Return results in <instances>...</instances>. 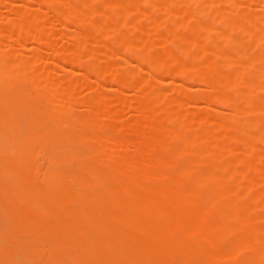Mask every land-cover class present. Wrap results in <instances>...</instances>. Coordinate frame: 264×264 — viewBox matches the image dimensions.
Here are the masks:
<instances>
[{
	"label": "bare ground",
	"instance_id": "bare-ground-1",
	"mask_svg": "<svg viewBox=\"0 0 264 264\" xmlns=\"http://www.w3.org/2000/svg\"><path fill=\"white\" fill-rule=\"evenodd\" d=\"M15 1L4 5L11 19L0 15V134L16 120L0 143V163L11 167L0 179L26 169L32 193L19 203L11 179L0 183V202L17 203L11 214L23 218L9 226H25L21 236L11 227L2 238L14 239L9 245L22 238L26 250L5 242L0 261L17 263L24 253L27 264H264V0H35L46 9L40 13L33 0ZM58 28L69 31L68 43L56 39ZM21 39L40 48L27 49V67L19 57L12 69V44ZM43 54L49 65L39 64ZM34 68H47L42 79L35 72L38 85ZM57 70L65 76L54 77ZM149 80L174 95L147 94ZM77 81L76 91L57 90ZM104 84L134 92L128 121L127 97L106 94ZM32 91L39 99L22 102V111L20 98ZM186 104L197 111L163 117ZM26 116L36 155L22 169L15 149ZM102 129L111 130L108 139ZM103 142L132 144L133 155L160 168L88 146ZM140 174L173 184H142Z\"/></svg>",
	"mask_w": 264,
	"mask_h": 264
},
{
	"label": "rangeland",
	"instance_id": "rangeland-1",
	"mask_svg": "<svg viewBox=\"0 0 264 264\" xmlns=\"http://www.w3.org/2000/svg\"><path fill=\"white\" fill-rule=\"evenodd\" d=\"M7 1H9V0H7ZM11 1H13V3L11 2ZM11 1H9V2H7L6 4H3V1L0 3L1 5H0V15L1 16H3V17H5V15L7 14V13H10L11 12V9L12 8H9L8 9V5H13V7L15 6L14 5V0H11ZM20 0H18V2L17 1H15V4L16 5H18L17 3H19V4H21V1L19 2ZM25 1V0H24ZM6 1H4V3H5ZM34 2V3H33ZM33 2H32V4L30 5V9L32 8V11L35 9V8H38V9H36L35 11H39V10H41L42 12L43 11H46V9L43 7V6H39V5H36V4H38V3H35L36 1L35 0H33ZM22 3H23V1H22ZM2 5H3V8H1L2 7ZM4 5H7L8 7H5ZM39 6V7H38ZM12 7V6H11ZM34 8V9H33ZM2 10L4 11V12H2ZM7 11V12H6ZM2 13H4L3 15H2ZM12 13V12H11ZM39 13H40V11H39ZM7 16V18L9 17H13L14 16V14H13V16L11 15H6ZM11 19V18H10ZM47 21V20H46ZM4 22V21H3ZM2 22V23H3ZM5 23V22H4ZM1 24V26L2 27H5V26H7L6 24ZM47 23H49V22H47ZM34 25H36V24H34ZM32 28H34V27H32ZM59 29V28H58ZM34 30V29H33ZM31 31H32V29H31ZM67 33H69V31H67V30H61V29H59L58 30V32H57V34H56V39L59 41V42H66V43H68V38H66V34ZM12 38V36H9L6 40H8L9 41V39H11ZM14 38V37H13ZM22 39H24V40H26L25 38H22ZM21 39V40H22ZM3 40V39H2ZM19 41V40H18ZM17 41V42H18ZM6 42V41H5ZM17 42H15L17 45H13L12 44V46H13V48H12V50L15 52V53H13L12 52V50L11 51H9V52H12L14 55L12 56V54L11 53H9V57H13V60H12V63H13V61H14V63L17 61V64H18V61H19V57H22V58H20V59H24V60H26V63H25V67H27V61L33 56V52H30V54H28V50L27 49H29L30 51L32 50V51H34V50H36L35 48H37V45L34 43H27V42H24L23 40L22 41H20L19 42V44L17 43ZM29 42V41H28ZM4 44V43H3ZM40 44V43H39ZM6 45V44H5ZM41 45V44H40ZM40 45H38V46H40ZM7 47H6V49L8 48V45H6ZM33 47H35V48H33ZM31 48V49H30ZM38 48H40V47H38ZM37 48V49H38ZM3 49H4V46H3ZM27 51H26V50ZM41 50H43V49H41ZM9 57H6L5 58V61H6V59H8V60H10L11 58H9ZM18 58V59H17ZM51 58V57H50ZM31 59H33V58H31ZM40 60H41V62L39 63V64H47V65H49L47 62H50V60L51 59H49L48 60V58L43 54L42 56H41V58H40ZM116 60V59H115ZM132 60V59H131ZM45 62V63H44ZM11 63V64H12ZM14 63H13V65H14ZM32 63V62H31ZM33 63H35V62H33ZM37 63V62H36ZM10 64V63H9ZM16 64V63H15ZM8 65V64H7ZM29 65V64H28ZM17 66V65H16ZM30 66V65H29ZM41 66V65H40ZM40 66H38V67H40ZM46 66V65H45ZM10 67H13L12 69H15L16 67H15V65L14 66H10ZM15 67V68H14ZM25 67L22 69L21 68V72L25 69ZM35 67V66H34ZM37 67V68H38ZM41 67H43V66H41ZM28 69H29V67H28ZM36 68H34L33 69V72H34V75H33V77H34V79H35V82L37 83H35L34 85H38V82H37V79H39V78H43L45 75H46V73L45 72H47L46 71V69L44 70V72L42 73L41 71H39V73H37L38 72V70L39 69H37V70H35ZM30 70H31V68H30ZM29 71V70H28ZM32 71V70H31ZM38 74V76H37V74ZM41 72V73H40ZM62 71H55L54 73H53V75H54V77H56V78H60V77H62V74H63V72L61 73ZM229 72H231V71H229ZM42 74V76L40 77V75ZM45 74V75H44ZM66 74V73H65ZM19 76H21V74H20V72H19ZM36 76L37 77H39V78H37L36 79ZM63 76H65L64 74H63ZM67 76V75H66ZM33 79V80H34ZM41 79H39V80H41ZM94 79V78H93ZM99 79H95V80H93V81H91V84H94V83H99ZM81 85V83H80V81H77V82H74V83H70V84H68V85H66V86H63V87H61V88H59V89H57V90H67V89H73L74 91H76L78 88H79V86ZM26 84L24 85V86H22L24 89H26L27 91L29 90V87H28V85L26 86ZM28 87V88H27ZM103 87H104V89H103V91L106 93V94H110V95H120V96H124V97H127V101H124V108H125V110L126 109H128V108H131L132 107V99H133V96H134V92H127L126 91V89L124 90V89H122V88H118V87H113V86H110V85H108V84H104L103 85ZM195 88V89H194ZM2 89H3V87H2ZM192 89H194V90H196L195 91V93H202L203 91H202V89H200L199 87H193ZM146 92H147V94H159V95H163L164 96V100H167L170 96H173L174 95V92L172 91V90H170V89H168V87L166 86V85H163V86H158V85H156V84H153L152 83V81L151 80H149V85L146 87ZM25 93H26V91H25ZM15 96H16V94H14ZM22 95V94H21ZM23 95H24V97H23ZM22 96H21V106H20V108L22 107V105H24V103H22V102H24L25 101V103L29 100V102L30 103H32V104H35L34 102H37L38 100L37 99H39V96H37V94H34L33 93V91H32V94H30V92H29V97H28V95L26 94H23ZM39 95V94H38ZM31 96V97H30ZM16 97H18L19 98V96H16ZM33 97H35V98H33ZM23 98V99H22ZM1 99V98H0ZM31 99V100H30ZM34 99V100H33ZM17 100V99H16ZM2 101L3 102H5V100H3L2 99ZM26 104H28V103H26ZM0 105H2V106H4L5 105V103H4V105L3 104H1V102H0ZM29 108H30V104H29ZM22 109V108H21ZM211 109H212V107H210L208 110H209V112L211 111ZM20 110V109H19ZM81 110H83V109H81ZM22 111H23V109H22ZM22 111H21V113H22ZM84 111H86L85 110V108H84V110L83 111H80V114H83L82 116H86V114H88V112H84ZM129 109L128 110H126V113L124 112V114H123V116L121 117V119L123 120V121H128V119H129V116H130V112L131 111H129ZM197 111V107H192L191 105H189V104H186V105H183V106H180V107H178V108H176V109H173V110H171V111H168V112H166L165 114H164V118L165 119H171V118H174V117H176V116H179V115H186V114H189V113H194V112H196ZM16 112H18L17 110H16ZM33 112V111H32ZM82 112V113H81ZM128 112V113H127ZM29 113H31L30 111H29ZM14 114V113H13ZM178 114V115H177ZM2 114H0V116H1ZM28 115V114H27ZM14 116V115H13ZM18 116H20V115H18ZM132 116V115H131ZM3 117V116H2ZM1 117V118H2ZM12 117V116H11ZM27 117L28 116H26V118L24 117V119H26V120H24L22 123L21 122H19V121H17V122H19L18 123V127H20V129L19 128H17L16 127V129H19V133H21L17 138H19L18 140H20L21 142H19V144L20 145H18L19 147H17V146H15V147H17V149H15V156L17 155V161H15V162H17V167L18 166H20L22 169H24V168H26L28 165H29V162H31V161H33V157L36 155V154H33V152L34 151H31V147H29V145L27 144V137H28V135L27 134H29V133H27L26 132V128L24 127V126H26L27 127V124L29 123V122H32L33 121V119L32 120H30V119H27ZM0 118V120H2ZM33 118V117H32ZM12 119V118H11ZM17 119V118H16ZM21 119V118H20ZM13 120V119H12ZM12 120L11 121H8L10 124H12L13 125V123H16V120H15V117H14V120H13V122H12ZM23 120V119H22ZM15 121V122H14ZM0 123H2V121L0 122ZM6 124H8L7 122L5 123V124H3V126L4 125H6ZM10 124H8V128L6 127V129H5V127H2L3 128V130L5 131V133L4 134H8V133H6V130L7 129H10L9 127H10ZM22 124H24V125H22ZM32 124V123H31ZM12 125H11V128H12ZM29 125V124H28ZM33 125V124H32ZM34 126V125H33ZM14 127V126H13ZM25 130H24V129ZM29 128V127H28ZM36 128V127H35ZM15 129V128H14ZM23 130V131H22ZM40 130V129H39ZM98 130V129H97ZM11 131H14V130H11ZM31 131H34L33 129H31ZM8 132V131H7ZM22 132H24V133H22ZM100 132H103L101 135H102V137H105L106 139H108L109 138V135L111 134V130H108V129H102ZM152 129H150V128H148V129H146V131L144 132V134H142L141 135V137L139 138L141 141H143V142H147L149 139H150V135L152 134ZM2 130H1V134H0V143L2 144V142H4L5 140L4 139H6V137L4 136V134L2 135ZM19 133H17V134H19ZM96 133H99V132H97L96 130H93V134H96ZM10 134V133H9ZM22 134H23V137H24V135H25V137H24V139H22ZM15 135H16V133H15ZM30 135V134H29ZM31 136V135H30ZM5 137V138H4ZM16 137V136H15ZM34 137L35 138H38L36 135H34ZM29 138V137H28ZM32 138V137H31ZM14 139V138H13ZM22 139V140H21ZM32 139H34V138H32ZM4 140V141H3ZM35 140V139H34ZM14 141V140H13ZM12 141V142H13ZM23 141V142H22ZM37 141V140H36ZM11 142V143H12ZM24 142H26V143H24ZM34 142V141H33ZM11 143H9V146H10V144ZM15 145H17V143H15V142H13ZM32 143V142H31ZM25 146H23V145ZM30 144V143H29ZM134 144V143H133ZM8 146V147H9ZM88 146H89V148L91 149V150H95V151H103V152H109V151H121V152H123L124 153V155L126 156L125 158L126 159H128L129 157H131V158H134L135 160H137V161H139V164H141V168H143V167H145V166H148V167H156V168H160L157 164H156V162H155V159L153 158V157H147V156H145V155H143V154H137V155H133V149H134V147L132 148V144H128L127 142H117V143H113V144H111V143H108V142H103V143H101V144H99V145H95V146H93V145H90V144H88ZM134 146H135V144H134ZM13 147V146H12ZM27 147V148H26ZM33 147H35V145H33ZM35 149V148H34ZM7 150V149H6ZM6 150H4L5 152H6ZM14 151V148L13 149H10L9 150V152L8 153H12V151ZM17 150V151H16ZM22 151V152H21ZM27 151H29V153L27 152ZM1 152V151H0ZM36 153V152H35ZM163 153V151L161 150V149H157V150H155L154 151V155H158V154H162ZM5 154V153H4ZM12 155V154H11ZM14 156V155H13ZM21 156V157H20ZM23 156V157H22ZM25 156V157H24ZM37 157V156H36ZM20 158V159H19ZM11 159H13V158H11ZM28 159L30 160V161H28ZM35 159V158H34ZM37 159V158H36ZM2 160V159H1ZM0 160V161H1ZM6 160V159H5ZM5 160H4V162H5ZM21 161V162H20ZM24 161V162H23ZM3 162V161H2ZM1 162V163H2ZM12 162V161H11ZM19 162V163H18ZM23 162V163H22ZM26 162V163H25ZM0 163V173H2V171L4 170V168H5V165H6V163L3 165V163L1 164ZM33 163V162H32ZM15 164V163H14ZM23 164H24V166H23ZM3 165V166H2ZM16 165V164H15ZM6 166H8V165H6ZM11 166V165H10ZM26 166V167H25ZM9 167V166H8ZM29 167V166H28ZM9 168H11V167H9ZM21 168H20V170H21ZM14 169V168H13ZM12 169V170H13ZM6 170V169H5ZM18 170H19V168H18ZM11 171V170H10ZM15 171V170H14ZM14 171H13V173L12 174H14ZM4 172V171H3ZM6 172V171H5ZM20 172V171H19ZM22 172V171H21ZM23 172H25V173H22L23 175L21 176L20 174H18L17 173V171H16V173L17 174H14L13 176V179H11V178H8L9 176H7V177H5L4 179H0V183L2 182V181H5V180H7L6 178H8V179H11L10 181H11V185L9 186V182H7V184H8V186L9 187H11L10 189H11V191L10 192H12L13 194H14V196L16 195L17 196V200H18V202L20 203V201H21V199H23V197L24 196H26V194L28 195V192H30V193H32V190H30V191H28L29 190V187H27L28 185H27V183L25 184L24 182H26L25 181V179H26V177H27V170L25 169V171H23ZM1 175H6V174H0V177H1ZM9 175H10V172H9ZM26 175V176H25ZM263 175V173H262V171H259V172H254L253 173V179H257V180H259V179H261L262 176ZM10 177H12V176H10ZM23 177V178H22ZM30 177V176H29ZM1 178H3V176L1 177ZM21 178V179H20ZM25 178V179H24ZM18 179V180H17ZM28 179V178H27ZM16 180V181H15ZM22 180V181H21ZM137 180L140 182V183H142V184H146V185H151V186H171L172 184H173V181L171 180V181H167V182H160V181H158V180H156V179H153V178H151V177H142L141 176V174L140 175H138V178H137ZM15 184H19V185H15ZM28 184H29V182H28ZM24 185V186H23ZM27 185V186H26ZM2 186H4L5 187V185H3L2 184ZM1 186V187H2ZM14 186V187H13ZM186 186H188V185H186ZM7 187V186H6ZM20 187V188H19ZM8 188V187H7ZM14 188V189H13ZM17 188V189H16ZM22 188V189H21ZM21 189V190H20ZM7 190H9V189H7ZM18 190V191H17ZM6 191V190H5ZM4 191V192H5ZM22 191V192H21ZM1 193V192H0ZM3 193V192H2ZM1 193V194H2ZM6 193V192H5ZM8 193V192H7ZM171 192L169 191V194H170ZM13 194H11V193H9L8 194V197L7 198H11V195H12V199H13ZM21 194L23 195L22 197H21ZM5 195V194H4ZM4 195H2V196H4ZM6 196V195H5ZM15 196V197H16ZM19 196V197H18ZM21 197V198H20ZM26 197H28V196H26ZM25 197V198H26ZM1 198V197H0ZM19 198V199H18ZM4 199V198H3ZM27 199V198H26ZM0 200H2V198L0 199ZM9 200V199H8ZM20 200V201H19ZM26 201V200H25ZM24 201V202H25ZM28 201V200H27ZM16 202V201H15ZM0 203H2V202H0ZM5 202L3 201V203L2 204H0V206L2 205L3 207L2 208H4V209H6V210H4V209H2L1 210V213H0V215H6L7 217H0L2 220H1V222H0V225H2L1 226V228H0V248L1 247H3L4 245L5 246H7L6 244L8 243V241L10 242V243H12V241H14V239H10V240H5V239H3L6 235V233L8 232H10L11 233V231H9L10 229H12V228H14V227H16L15 225L17 224L16 222H17V220H18V218H17V215H16V218L17 219H15L16 220V222H15V220H14V218H13V214H16V211H15V213L13 212V209L14 208H16V207H18V205H17V203L15 204L14 203V205H16V207L15 206H11L10 204L11 203H9V202H7L6 203V205L5 206H7V204L9 203V207H5L3 204H4ZM22 203V202H21ZM27 203V202H26ZM22 205H26V204H24V203H22ZM14 207V208H13ZM22 207V206H21ZM20 207V208H21ZM1 208V207H0ZM13 208V209H12ZM23 208V207H22ZM19 209V208H18ZM17 209V211H19ZM25 209V208H24ZM23 209V210H24ZM4 210V212H2ZM25 211V210H24ZM21 212V211H20ZM23 212V211H22ZM4 213H6V214H4ZM11 213H13V214H11ZM18 213V212H17ZM2 215V216H3ZM10 215V216H9ZM21 215V214H20ZM19 214H18V216H20ZM20 217H24V216H20ZM26 217V216H25ZM25 217H24V219H25ZM7 218V219H6ZM6 219V220H5ZM8 219H10V220H8ZM12 219V220H11ZM19 219H21V220H23V218H19ZM8 220V221H7ZM21 220L19 221V222H21ZM26 220V219H25ZM18 222V223H19ZM25 222V221H24ZM13 223H15V224H13ZM21 224V223H20ZM9 225H14V227L13 226H9ZM23 225V228H25V226H24V223L22 224ZM7 226H9L10 228H8ZM12 227V228H11ZM17 227H18V230H16L15 228H14V230H13V232H15V230L17 231V233L19 234V233H21L24 229L22 228V226H20L22 229H21V231L19 230L20 229V227L17 225ZM6 231V233H5V231ZM19 231V232H18ZM5 233V234H4ZM10 233H9V235H10ZM24 233V232H23ZM18 234H17V236H18ZM5 235V236H4ZM8 235V236H9ZM12 235H14V233H12ZM11 235V236H12ZM20 235V234H19ZM26 235V234H25ZM24 235V236H25ZM4 236V237H3ZM8 236H6V237H8ZM21 236V235H20ZM3 237V238H2ZM5 237V238H6ZM10 237V236H9ZM13 237V236H12ZM13 238H15L16 239V245H13V244H10L12 247H17V250L19 251V250H21L22 251V249H19V247H18V245H19V241L21 240H23L22 238L20 239V238H16V236L15 237H13ZM6 239H8V238H6ZM28 239V238H27ZM26 239V240H27ZM18 240V241H17ZM28 241V240H27ZM5 242H7L6 244H5ZM17 242H19L18 243V245H17ZM26 242V241H25ZM14 243V242H13ZM26 244V243H25ZM8 245H9V243H8ZM9 245V246H10ZM20 245H22L21 243H20ZM23 246V245H22ZM8 247V246H7ZM24 247V246H23ZM4 248V247H3ZM2 248V249H3ZM1 250V249H0ZM7 250V249H6ZM5 250V251H6ZM10 250V249H9ZM13 250H14V248H13ZM16 250V249H15ZM2 251V250H1ZM25 251L26 250H24L23 249V251L22 252H24L25 253ZM3 252H4V250H3ZM20 252V251H19ZM6 253V252H5ZM10 253V252H9ZM15 253H16V251H15ZM14 253V254H15ZM21 253V252H20ZM24 253H22L21 254V256L23 257V258H25V256L23 255ZM2 254H4V253H2ZM1 254V255H2ZM7 255H9L8 253H6ZM29 254V253H28ZM10 255H11V253H10ZM26 255H27V252H26ZM14 256V255H13ZM17 256H18V254H17ZM16 255L14 256V262H17V263H13V262H11L12 260H11V258H10V260L11 261H9L8 263H7V261H6V259H5V257H3V259H5V261L4 260H1L0 261V264H27L29 261L27 260V258H25V259H23L21 256H18L17 257ZM9 257H12V256H9ZM8 257V258H9ZM6 258H7V256H6ZM12 259H13V257H12ZM22 259H23V261H22ZM21 260V261H20ZM25 260L27 261V262H25Z\"/></svg>",
	"mask_w": 264,
	"mask_h": 264
}]
</instances>
